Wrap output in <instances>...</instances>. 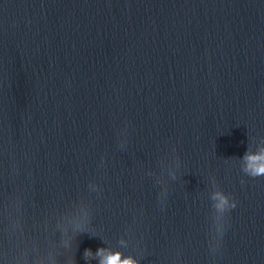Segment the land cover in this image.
<instances>
[{"label":"clouds","instance_id":"9594fccd","mask_svg":"<svg viewBox=\"0 0 264 264\" xmlns=\"http://www.w3.org/2000/svg\"><path fill=\"white\" fill-rule=\"evenodd\" d=\"M244 159L247 161L250 167L245 168V172L251 177L264 176V152L259 153H245ZM255 166V167H251ZM221 204L219 207H223L227 201L221 197ZM122 253L113 252L104 248H99L93 254L91 249H86L84 252L85 260L90 258H98L99 264H137V261L131 257L122 259Z\"/></svg>","mask_w":264,"mask_h":264},{"label":"water","instance_id":"95a60500","mask_svg":"<svg viewBox=\"0 0 264 264\" xmlns=\"http://www.w3.org/2000/svg\"><path fill=\"white\" fill-rule=\"evenodd\" d=\"M254 264H264V250Z\"/></svg>","mask_w":264,"mask_h":264}]
</instances>
